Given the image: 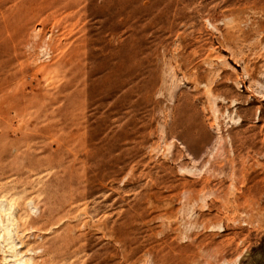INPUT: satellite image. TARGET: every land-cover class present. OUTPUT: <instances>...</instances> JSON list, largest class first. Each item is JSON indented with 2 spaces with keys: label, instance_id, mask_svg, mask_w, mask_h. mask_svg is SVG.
I'll return each mask as SVG.
<instances>
[{
  "label": "rangeland",
  "instance_id": "obj_1",
  "mask_svg": "<svg viewBox=\"0 0 264 264\" xmlns=\"http://www.w3.org/2000/svg\"><path fill=\"white\" fill-rule=\"evenodd\" d=\"M0 264H264V0H0Z\"/></svg>",
  "mask_w": 264,
  "mask_h": 264
},
{
  "label": "bare ground",
  "instance_id": "obj_2",
  "mask_svg": "<svg viewBox=\"0 0 264 264\" xmlns=\"http://www.w3.org/2000/svg\"><path fill=\"white\" fill-rule=\"evenodd\" d=\"M165 16V15H164ZM175 24V23H174ZM206 184V183H205Z\"/></svg>",
  "mask_w": 264,
  "mask_h": 264
}]
</instances>
